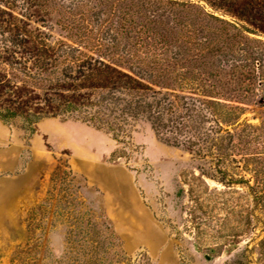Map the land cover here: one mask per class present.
<instances>
[{"label": "rangeland", "instance_id": "obj_1", "mask_svg": "<svg viewBox=\"0 0 264 264\" xmlns=\"http://www.w3.org/2000/svg\"><path fill=\"white\" fill-rule=\"evenodd\" d=\"M166 1L146 11L164 55L139 59L233 44L133 116L132 97L55 62L59 45L89 49L71 20L134 43L109 20L123 0H0V264H264V0ZM97 100L126 118L115 133L84 119ZM67 101L83 109L57 115Z\"/></svg>", "mask_w": 264, "mask_h": 264}, {"label": "trees", "instance_id": "obj_2", "mask_svg": "<svg viewBox=\"0 0 264 264\" xmlns=\"http://www.w3.org/2000/svg\"><path fill=\"white\" fill-rule=\"evenodd\" d=\"M166 2L169 4H175L174 0ZM123 3L127 7L126 9H129L130 12L128 11L126 14L125 12L115 14L114 11L110 9L109 20L111 22L113 19H116L119 25L118 28H116V31L121 33L124 38L133 40L134 43L130 42L128 46L125 45L123 49H120L119 43L122 38L118 36V34L114 35L106 30L96 32L88 24H84V26L81 27L80 23H77L78 21L71 20L73 25L69 29L72 37L76 36L82 39L85 42L84 47L89 49L78 51L70 49V51H67L63 48V45H59L56 48L55 62L59 60V64L62 65L67 63V61H71L74 64L82 66L84 68L82 70V77L87 79L86 82H84L85 86L88 89H93V92L101 93L109 89L110 92H118L132 97V102L129 103V108H131L130 113L133 116L148 112L153 106L149 100L154 95L171 93L169 86L173 89L175 79L179 77L177 72L179 66L188 69L187 74H192L193 69L205 68L208 66L209 62L205 61L207 54H212L218 49H226L230 44H233L231 38H225L222 40L219 48L210 49L209 46H202L208 50L205 53L203 60L202 58H198L197 54L194 53L189 54L188 56H173V60H175L174 62L170 60L168 61V59L154 58V61L149 65L145 60L138 58L139 47L151 49L156 52L159 57H162L164 52L158 51L164 49L167 42L164 39L165 42L162 40L149 41L150 39H156L154 36H151L150 31H159V29L156 26V20L151 16H148L146 11L149 7L155 4H166L165 0H123ZM176 4L185 9L193 8L195 9V12L199 13V15L207 13L194 3L180 2ZM123 6L120 7L119 11H121ZM84 11L85 12H82L83 16L89 15V12L95 17L101 16L102 13L107 14L106 12H97L88 8L84 9ZM117 15L121 17L120 22H122V24L118 22L119 16ZM83 16L81 17L82 20ZM211 17L220 21V26L223 31L230 32V27H235L234 24L224 21L213 14ZM132 23L140 24L142 30L135 25L131 26L130 24ZM93 41L96 42L99 54L98 57L102 59L100 60L98 58V61L96 62L87 61L94 57L91 56L94 49ZM64 45L67 46V44ZM202 47H199L198 49L203 51ZM53 49L52 46V50ZM203 53L204 52H202V54ZM144 63H146V65H144ZM172 64H174V66ZM152 70H154V73ZM68 78L69 76L63 77L61 80H67ZM121 100H125V97L120 98V103L122 104L123 102H121ZM103 103L104 101L98 100L95 102H89L87 106L91 109L89 112L92 114L90 116H84V119L92 122L99 128H107L110 132L115 133L116 129L114 128V124L117 123V121L121 119L125 120L126 118H123V113H119L118 115L112 111H106ZM60 106L61 105H59V107ZM82 109L83 107L79 108L73 102L67 101L66 105L63 106L57 115L62 116L67 112L71 113L74 110Z\"/></svg>", "mask_w": 264, "mask_h": 264}]
</instances>
